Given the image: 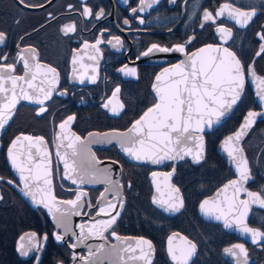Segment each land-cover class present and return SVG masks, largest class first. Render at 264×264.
<instances>
[{"label":"flooded vegetation","instance_id":"1","mask_svg":"<svg viewBox=\"0 0 264 264\" xmlns=\"http://www.w3.org/2000/svg\"><path fill=\"white\" fill-rule=\"evenodd\" d=\"M26 3L37 7H25L20 0H0V32L5 34V41L0 45V56L7 57L0 64H14L13 75L23 76V62L18 59V53L22 52L29 58L30 64L38 62L42 66L55 68L58 80L54 85H43L54 89L51 99L46 100L44 105L21 103L0 136V177L4 178L0 180V264H70L71 257L68 248L55 240V235L61 234L55 232L45 213L28 207L11 184L7 183L12 180V184L19 186L6 162V148L10 141L21 133L40 135L45 139L51 153L55 196L69 200L82 190L86 192L87 197L82 199L90 202L91 207L86 203L81 209L79 223L84 224L86 216L91 217L98 212L95 204L102 190L100 187H74L63 180L62 169L58 160L54 159L52 150L56 126L69 116H74L70 126L80 137L90 131L127 128L154 103L150 85L155 74L176 63L182 54L176 51H153L147 56L142 55L154 44L167 48L183 45L185 54L205 45L227 47L237 55L245 68L244 91L228 117L234 115L233 130L223 136L214 148L211 139L213 131L204 134L203 161L195 165L183 162L175 166L172 182L181 193L183 208L173 217L164 216L150 203L152 190L148 174L152 172L151 169L127 163L109 149L94 150L97 158L115 160L121 168L120 183L125 204L113 226L116 234L131 236L134 232L133 205L134 199L139 198L135 195L134 186L141 183L154 212L164 218L175 219V226L178 225L163 239V264H171L165 253V241L173 232L196 245L195 256L187 264H264V240L258 238L253 243L251 234L240 231L235 223L231 228H225L224 220L223 225L215 220H205L198 210L204 199L236 179L234 170L216 150L220 141L236 131L249 111L264 112V104L257 94L256 79L247 72L251 65L255 76L264 78V53L257 56L260 45L264 43L257 35L264 32V0H176L175 3L159 0L143 10H139L140 0H83V3L82 0H26ZM225 3L243 12L254 10L256 15L245 27L236 24L235 20L226 19L227 12L224 17L217 18L215 23L203 21L205 10L215 13ZM85 6L92 10V15H82ZM101 9L104 15L97 19L96 13ZM132 9L138 11L133 14ZM141 19L143 24L140 23ZM125 20H128V24L124 23ZM69 24H74L76 30L65 34L62 29ZM220 26L231 30L232 35L227 43H222L221 35L217 32ZM98 38L103 43L97 45L99 51H96L92 45ZM116 38H119L122 46H113ZM189 40L191 43H187ZM85 43L89 45L87 48ZM32 50L35 51L36 60L31 59ZM73 57L77 60L75 65L72 63ZM125 66L135 68L136 74L125 75L120 71ZM90 76L96 77L94 83L89 80ZM80 77L84 79L83 84L79 82ZM43 79L51 80L52 74L42 73L35 84L39 86ZM116 88L120 91L113 98ZM60 92L65 94L60 95ZM109 100L111 103L105 108ZM42 106L47 110L40 113ZM240 146L249 173L243 187L264 200V117L255 121ZM213 150L222 164L214 163ZM170 169L171 165H167L160 171ZM226 193L227 200L221 205L225 211L234 195L232 188ZM238 199L248 200L243 223L264 233V206L260 200L248 197L244 191L239 193ZM186 208L191 217L184 216ZM209 217L213 219L214 215ZM228 218L233 219V216ZM111 231L105 234L109 242H112ZM143 233L147 232H140ZM67 239L68 245L73 243ZM237 244L243 246L246 255L234 247ZM228 248H232L235 254L227 253L225 249ZM22 251L28 255H22ZM212 252H215L216 259L210 258ZM79 254L85 257V250L81 249Z\"/></svg>","mask_w":264,"mask_h":264},{"label":"snow or ice","instance_id":"2","mask_svg":"<svg viewBox=\"0 0 264 264\" xmlns=\"http://www.w3.org/2000/svg\"><path fill=\"white\" fill-rule=\"evenodd\" d=\"M158 2L159 0H140L141 9L139 10H143L145 7H151ZM171 2L175 3L176 0H171ZM20 3L25 7H37L35 5H28L26 0H20ZM137 11L138 9H132L133 14ZM226 12V19L235 20L236 24H239L241 27L247 26L248 22L256 15L254 10L251 12H243L239 9L232 8L229 3H225L215 13L205 10L203 13V21L215 23L216 19L224 17ZM82 15L90 16L92 15V10L85 6ZM103 15L104 12L101 9L96 13V18L99 19ZM143 22V19H141L140 23L143 24ZM124 23L128 24V20H125ZM203 26L202 23L201 27ZM75 30L74 24L65 25L62 29L65 34L74 32ZM217 32L221 35L222 43H227V40L232 35L231 30L223 26L218 27ZM257 35L261 41H264V32L258 33ZM4 41L5 34L0 32V45ZM101 43H103V40L98 38L92 47L96 51H99L97 45ZM187 43H191V40L187 41ZM117 45H121L119 38H116V44L113 46L115 47ZM84 46L87 48L89 45L85 43ZM153 51L162 53L176 51L184 53L185 46L177 45L174 48H167L154 44L142 53V55L147 56ZM261 53H264V43L260 45V51L257 52V56L261 55ZM6 59V56H0V61ZM18 59L23 62V76L13 75L15 71L14 64H0V93H11V95H0V129H3L12 118L14 109L20 100H28L36 104L44 105L46 100L51 99L54 89L52 87L45 88L43 85L45 83L54 85L58 80V73L55 68L42 66L38 62L30 64L29 58L22 52L18 53ZM31 59H37L34 50H32ZM90 59H95V57H90ZM72 63L73 65L77 63L76 57H73ZM73 71L75 72V69ZM120 71L130 76L136 74L135 68H128L127 66L121 68ZM44 72L51 73L52 79H43L39 86L36 85L35 81L37 77ZM93 72H95V68H93ZM247 72L249 75L255 77L258 85L257 94L262 104H264V78L256 77L254 67L251 65L248 67ZM95 79V76L89 77V80L93 83ZM156 80L158 82L163 81L159 87L154 85L158 102L152 108H149L139 120L134 122L128 130L132 135L123 134L116 138V142L119 144L121 150L132 159L160 164L165 160L183 159L185 155H191L192 149L187 146L188 142L196 141V147L199 151L193 156V160L199 162L201 158L200 154L203 151V136L199 135V133L204 132L205 126L211 128L213 123L219 122L220 118L241 99L245 85L244 66L240 59L237 58V55L227 47H213L212 45H208L188 56L186 61L176 64L174 68L165 69L164 72L156 77ZM8 81L11 82L10 88L5 87ZM79 82L81 84L84 83L83 77L79 78ZM24 85H27V88ZM17 89H19V92H17ZM28 89H31L32 92H29ZM119 91V88L115 89L113 98L116 97ZM59 94L64 95L65 93L60 92ZM110 103L111 100L104 107L107 108ZM120 107L123 108V105L121 104ZM46 110V107L42 106L39 112L43 113ZM113 111L114 114L118 115V113H115V110ZM257 117H264V112L249 111L240 131H237L234 137H228L225 145L233 143L234 141L239 142L241 137L246 134L245 129L250 128L255 123ZM74 119V116H69L59 125L62 133L65 132L70 122L74 121ZM21 139L29 141L28 148L36 147V152L40 155V161L34 165L35 173H33L32 167H28V164L33 160V153L30 150L27 154L28 163L23 161L18 162L19 153L16 149ZM57 139L61 141L57 145V148L63 144L64 139H68L69 142L66 147L72 150L71 153L65 152L63 155L59 151L56 153L57 157L62 159L64 164V178L70 180L72 184L83 185L85 183L96 182L99 175L102 174L103 179L100 182L110 184L115 188V191L112 192V200H107L104 196H101V199L105 200V204L98 208L97 215H104L107 219L97 221L88 227L87 236L84 235L85 226L80 225L81 232L79 235L75 232L71 233L76 238V243H70L69 247L75 249L80 245H84L85 240L88 238L105 239L104 233L108 232L109 229L112 230L110 235L119 241L121 238L116 235L113 226L119 218V210L123 208V202L120 200V189L123 186L120 185L119 181L111 179L108 169L101 170L96 167L99 161H96L95 157L90 155V149L81 141L79 136H75V134L62 135L57 137ZM108 142H111V138L108 139ZM44 143L41 137L33 138L27 135L17 137L12 141L8 149V157L12 167L19 173V180L23 184L24 194L31 196L33 202H37L36 192L32 190L33 186H35L36 191L43 193L39 203H42L52 213L53 219L57 221V227H63L65 230L64 235H67L69 229L65 223L66 218L71 215H81V209L84 208L85 204L87 203L89 208L91 204L90 202L83 201L82 197L84 194L80 192L76 194L75 199L59 201V204L67 205V207H55V212L53 211V206L57 204V200L51 192V170L48 167L49 161L47 159L49 153L47 150L42 152L41 148L38 147V145H43ZM238 152H242V149L233 148L228 150V155L237 161L239 180H233L230 182V185L225 186V192L228 187H231L234 193L233 198L228 203L227 210L208 207V200H205L200 205V209L205 215H214L216 220L223 219L225 228H231L233 223H235L240 231L250 233L253 243H256L258 238L264 240V233L249 228L243 223V217L247 213L248 200H239L238 196L242 191L246 192L248 197L257 200H260V196L253 192H247L244 189L243 183L249 178V173L247 161L238 159L236 155ZM26 172L28 173L27 175L25 174ZM41 178H43L44 185L48 187H40L39 181ZM3 179V177H0V180ZM7 183L12 184L13 181L8 180ZM105 191L107 192L109 190L105 189ZM157 191H159V187H157ZM173 191L179 193V189H173ZM48 199H50L51 204L47 202ZM260 202L264 206V200H260ZM153 203L159 204L165 208V211L170 212H177L183 206V200L179 196L176 197L175 201H158L154 197ZM215 211H219V214H214ZM56 213H59V218ZM230 215L233 216V219L228 218ZM175 235L168 238V252L172 260L176 261L177 264H187L188 257L195 251L196 245L191 241H186L185 243L188 245V248L186 250L180 249L179 255H177V250H174L172 247ZM54 238L57 241H62L64 236L57 234ZM145 245L148 249L147 252L143 247ZM87 247L89 248V256H98L104 250L103 244L99 245L96 251H93L91 246ZM152 247L151 242L141 238L137 240L135 245H127L123 248L113 246L110 253L114 254L119 260L124 259L121 253H130L131 255L128 256V259H143L145 264H151L150 255ZM234 247L239 249L240 253L246 255L242 245L237 244ZM137 249H139L138 255L136 254ZM225 251L229 254H235L232 248L225 249ZM22 255L27 256L28 253L22 251ZM73 260H80L83 264H91V261L84 256L77 257L73 255Z\"/></svg>","mask_w":264,"mask_h":264},{"label":"water","instance_id":"3","mask_svg":"<svg viewBox=\"0 0 264 264\" xmlns=\"http://www.w3.org/2000/svg\"><path fill=\"white\" fill-rule=\"evenodd\" d=\"M207 46L208 45L199 47L198 49L194 50L193 52H191L189 54L182 53L180 56H178V61L176 63L161 69L159 72H157L155 74V76L152 79L151 85H150V91H151V94L154 97V103L152 105H150L146 110H144L135 120H133L129 124V126L127 128H125L123 130L110 129V130L100 131V132L99 131H90V132L86 133L83 137H80L78 134H76L71 129L70 125L65 130V132L62 133L61 129L59 128V125L63 121L58 123L57 126H56L55 141L53 142L52 150H53L54 159L58 160V162L60 164V167L62 169V178H63V180L66 181L68 184L74 186V187H78L79 186L77 184H72L70 180L64 178V164H63V161H62V159L58 158L57 155H56L57 151H59L62 155L65 152L71 153V151H72L71 149H68L66 147L68 142H69L68 139H64L63 140V144L59 148H57V145L61 143V141L58 140L57 137L62 136V135L75 134V136H79L81 138V141L84 144H86L87 147L90 149V155H93L95 157V160L99 161V163L96 164V167L101 169V170L108 169L109 173H110V176H111V179L114 180V181H119V183H120L121 168H120L119 163L117 161L111 160V159H99V158H97L94 150H107V149L113 148V149H115L117 154L124 161H126L127 163H130V164L135 165V166H142V167L151 169L152 172H150L148 174V182H149V184L151 186V190H152L151 197H150L151 205L158 212L163 214L164 216L173 217L176 214H178L182 210L183 206L177 212L165 211L164 207H161L159 204L153 203V198L155 197L158 201H161V200L162 201H175L177 196L182 198L180 191H179V193H176V192L173 191V189H178L172 182V179H173L174 173H175V166L177 164H180V163H183V162H189V163L195 165V164H198V163L203 161L204 154H205L204 134L210 133V132L214 131L215 129H217L219 126H221L225 122V120L229 117V115L232 113V111L235 109V107L237 106V104L239 103V101L241 99L238 101V103L236 105H233L232 108L230 110H228L223 117L220 118L219 122L213 123L211 128H208L207 126H205L204 132L203 133H199V135L203 136V151L200 154L201 158H200L199 162H196V161L193 160V156L196 154L197 151H199V149L196 147V141H189L188 142L187 146L192 149V154L191 155H185L183 159L165 160L164 162H162L160 164H152L150 162L136 161V160L132 159L131 157H129L126 153H124L121 150L119 144L116 142V138L121 136V135H123V134L132 135L131 133H129L128 130L132 127L134 122L139 120L144 115V113L148 111L149 108H152L154 106V104L156 102H158V97H157V94H156V92L154 90V85L159 87V86H161L163 81L158 82L156 80V77L158 75H160L162 72H164L165 69L174 68V66L176 64L186 61L188 56H190L193 53L198 52L201 48H205ZM212 46L213 47H216V46L224 47L222 45H212ZM203 55H206V54H203ZM18 83H22V82H18ZM5 87L10 88L11 87V82L10 81L6 82ZM24 87L27 88V85H24ZM28 91L32 92L31 89H28ZM243 91H244V89H243ZM17 92H19V89H17ZM0 95H11V93H0ZM242 95H243V93H242ZM21 103L29 105V106L33 105V102H30L28 100H20V102L16 105V108L14 109V114L16 112V109L18 108V106ZM13 117H14V115L12 116V118ZM246 117H247V115L245 116V118ZM12 118L8 121V123L5 125V127L3 129H0V136L4 132V130L6 129V127L8 126L10 121L12 120ZM245 118L243 119V121L241 122L239 127L236 129V131H234L233 133H231L228 136L224 137L220 141V143L218 144V146L216 148L218 154L222 157V159L226 162V164L228 166H230L234 170V172L236 174V179H234V180H239V173L237 171V161L233 160L232 157H230L228 155V150H231L233 148H240L241 149L240 142L245 137V135L247 134V132L250 130V128L253 125L250 128L245 129L246 134L241 137L239 142H235L234 141L233 143L225 145V141L228 139V137H230V136L234 137L235 133L237 131H240L241 126L245 122ZM260 118H262V117H257L256 120L260 119ZM70 124H71V122H70ZM23 135L32 136L33 138H37V137L43 138L40 135H30V134L21 133V134H17L10 141V143L8 144V146L6 148V162H7V165L9 167L11 173L14 175L15 179L17 180V182L19 184V186L11 184V186L19 194V196L22 198V200L25 202V204L28 207H30L33 210H36V209L42 210L45 213V215L47 216V218L49 219V221L51 222V224L53 225V227L55 229V232L57 233V231H58V232H60V234L62 236H64V239L62 241H58V242L63 244V245H65L68 248V250L70 251V253H71L70 264H83V262L80 261V260H75V261L73 260V255H75L77 257H80L79 251L81 249L85 250V257H87L91 261V264H145V261L143 259H136V260L128 259V256L131 255L130 253H121V255L124 257L123 260H119L114 254L110 253V250L112 249L113 246H116L117 248H123V247H125L127 245H135L137 240H139L141 238L151 242L149 239H147L145 237H142V236H121V235H118L121 238L118 241L113 236L110 235V238H111L112 242H109L106 237H105V239L88 238L87 240H85L84 245H80V246L76 247L75 249H72L71 247H69V245L67 244V240H68L67 238L71 239L73 241V243H76V238L74 236H72L71 233L75 232L77 235H79L80 232H81V229H80V225L81 224L79 223V220L81 219V216L80 215H71V216H68L66 218L65 223H66L67 228L69 229V233L67 235H64V232H65L64 228L63 227H59L58 228L57 227V221L53 219L52 213H50L48 211V209L43 206L42 203H39V201L41 200V198L43 196V193H40V192L36 191L35 186H33L32 190L34 192H36V201L37 202H33V199H32L31 196H26L24 194L23 184L19 180V173L12 167L11 161H10V159L8 157V149H9L12 141L15 140L17 137H22ZM109 138H111V142H108ZM43 140H44L45 143L43 145H38V147L41 148L42 152L44 150H47V152L49 153V157L47 159L49 161L48 167L51 170V167H52L51 153H50L49 147H48V145H47V143H46L44 138H43ZM28 145H29V141H25L23 139H21L20 143L17 145L16 151L19 153L18 162L23 161L25 163H28L27 154H28V152L30 150L33 153V160L31 161V163L28 164V167H32L33 168V173H35L34 165L40 161V155L37 154L36 147H33V148L29 149ZM236 155H237L238 159H244L243 158V152H238V153H236ZM167 165H171V169L169 171H160L161 168H163V167H165ZM41 171H42V169H41ZM154 173H155V175H154ZM25 174L27 175L28 173L26 172ZM169 174H171V175H169ZM50 179L52 180V171H51ZM102 179H103V175L101 174V175H99V177H98L96 182L85 183V184L81 185V188H84V187H87V188L100 187L101 188L102 191H101L99 197L97 198L96 204H95V206L97 208H99L100 206H103L105 204V200L101 199V196H104L107 200H112L113 199L112 192L115 191V188L113 186H111L110 184L100 182ZM230 182L226 183L220 189L215 191L214 194L211 197H209L207 199H204L201 202V204L205 200H208L209 201L208 207H214V209H222L221 205L224 204L226 202V200H227V198H226L227 193L226 192L229 189H231V187H228L226 192L224 191V189H225L226 185H230ZM39 185L42 188L48 187L47 185H44L43 178L40 179ZM120 185H121V183H120ZM157 187H159V191H157ZM105 189H108L109 191L106 192ZM51 192H52V195L55 196L54 190H53V181H52V184H51ZM81 192L84 194L83 197H87L85 191L82 190ZM73 199H75V197ZM56 200H57V204L55 206H53V211L54 212H55V207H61V208L67 207V205L59 204V201H66V200L59 199L57 197H56ZM120 200L123 202V208H124L125 202H124V196H123L122 188L120 189ZM47 202L51 204L50 199H48ZM216 202H219V203H216ZM123 208L119 210L120 214L123 211ZM198 210H199L200 215L205 220H215V221L220 222L222 224L223 219L216 220L214 217H213V219H211L208 215H205L204 213H202V211L200 209V206H199ZM214 214H219V211H215ZM56 215L59 218V213H56ZM103 219H107V217L104 216V215H97V213H95L91 217L86 216V218H85L86 222L84 224H82V225L85 226L84 235H86V236L88 235V233H87V228L88 227H90L93 223H95L97 221H100V220H103ZM105 234H106V232L104 233V236H105ZM174 234H176V235H175V238L173 239L172 247H173L174 250H177V255H179V250L180 249H185L186 250L188 248V245L185 243L188 240L184 236H182V235H180V234H178L176 232L170 233L167 236L166 241H165V253L167 254V260L171 264H177L176 261L172 260L171 255L168 252V238L172 237ZM101 244L104 245V250L102 252H100L98 254V256H89V248L87 246H91L93 251H96L97 247L99 245H101ZM151 244H152V242H151ZM152 246H153V244H152ZM143 247H144L145 251L147 252L148 251L147 246L145 245ZM136 254L137 255L139 254V249H137V253ZM194 256H195V251L192 253V255L190 257H188L187 263H189L194 258ZM150 259H151V264H153L154 259H155V248H154V246L152 247Z\"/></svg>","mask_w":264,"mask_h":264},{"label":"trees","instance_id":"4","mask_svg":"<svg viewBox=\"0 0 264 264\" xmlns=\"http://www.w3.org/2000/svg\"><path fill=\"white\" fill-rule=\"evenodd\" d=\"M233 123H234V115L230 116L228 120L224 124H222L219 128H217L212 133V142L213 148L216 143L226 134L233 130ZM110 152L119 157L115 149H109ZM214 163L215 164H222L220 159L216 156L214 150ZM119 159H121L119 157ZM123 160V159H121ZM176 178L174 182L176 183ZM136 191L135 195H138V199H134L133 205V217H134V232L131 233V236H143L149 239L155 248V259L153 264H163L162 260V244L164 237L173 229H177L178 225L175 226V219H167L162 217L159 213L154 212V210L149 206L147 197L148 193L141 186V183H138V186H134ZM185 217H191V213L189 209L186 208ZM161 220L160 221V219ZM146 231L147 233L140 234V232ZM211 259H216L215 252H212L210 255Z\"/></svg>","mask_w":264,"mask_h":264}]
</instances>
